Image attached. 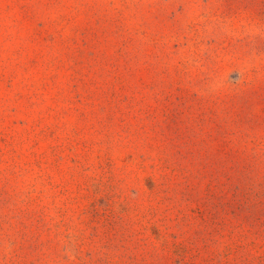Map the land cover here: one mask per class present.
<instances>
[{
	"label": "rangeland",
	"instance_id": "rangeland-1",
	"mask_svg": "<svg viewBox=\"0 0 264 264\" xmlns=\"http://www.w3.org/2000/svg\"><path fill=\"white\" fill-rule=\"evenodd\" d=\"M0 264H264V0H0Z\"/></svg>",
	"mask_w": 264,
	"mask_h": 264
}]
</instances>
